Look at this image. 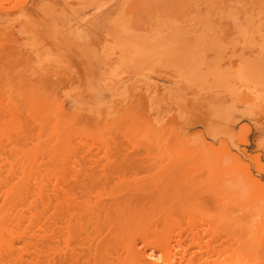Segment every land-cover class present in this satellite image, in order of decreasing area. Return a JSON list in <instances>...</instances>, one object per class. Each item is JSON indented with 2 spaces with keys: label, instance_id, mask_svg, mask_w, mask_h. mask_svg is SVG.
Segmentation results:
<instances>
[{
  "label": "rangeland",
  "instance_id": "1",
  "mask_svg": "<svg viewBox=\"0 0 264 264\" xmlns=\"http://www.w3.org/2000/svg\"><path fill=\"white\" fill-rule=\"evenodd\" d=\"M19 1L24 6L12 11ZM199 3L202 5L198 0H0V32H9L7 39L2 38L6 41L0 43V50L7 52L13 47L24 55L20 59L32 60L25 75L33 74L35 82L40 83L31 89L12 80L0 85V118L9 117L7 112L11 110L16 123L33 124L39 116L50 126L55 123L52 110L56 107L55 98L58 99L72 119L63 122L68 128L62 135L69 142L68 155L79 163L76 167L81 173L89 168L82 174L95 170L94 174L113 176L116 172L112 165L116 162L106 166L105 159L110 157L112 162L115 155H122L135 158L136 165L123 173L142 179L147 177L145 171L137 176L136 169H148L155 157H172L179 151L201 156L207 160V184L224 194L213 202L227 203L237 214L234 219L242 213L239 219L250 232L249 235L242 226L244 236L264 239V0H233V18L202 33L200 43L184 59L176 57L174 46L151 38L148 41L154 45L152 58L141 60L137 68L136 59L125 55L128 44L122 45L132 40L128 35L137 37V31L146 36L154 30L160 33L172 25L186 24L195 9L202 12L198 11L203 9ZM160 20L169 25L158 24ZM27 26L29 30H25ZM94 51L99 53L97 58ZM10 55L7 53L8 59L13 60ZM178 60L181 67L175 66ZM55 84L59 85L57 89ZM201 96L203 101L198 99ZM149 127L159 134L158 139L153 132L152 136L147 132L151 131ZM169 138L170 142L165 141ZM2 142L0 153L7 154L11 141ZM157 164L159 172L161 165ZM155 169L151 171L158 173ZM202 199L203 203L205 198ZM229 199L237 207L233 208ZM206 201L209 202L207 197ZM207 205L204 209L208 214ZM216 206L218 212L226 213L222 205ZM203 212L201 217L194 214L199 226L197 216L204 218ZM208 221V227L204 224L202 228L213 225ZM237 231L236 237L241 238ZM258 239L255 245L258 251L263 250L256 252L261 258L251 256L256 252L250 254L245 258L246 264H264V241L259 239L262 244ZM39 259L43 260L40 264L55 261Z\"/></svg>",
  "mask_w": 264,
  "mask_h": 264
},
{
  "label": "bare ground",
  "instance_id": "2",
  "mask_svg": "<svg viewBox=\"0 0 264 264\" xmlns=\"http://www.w3.org/2000/svg\"><path fill=\"white\" fill-rule=\"evenodd\" d=\"M198 2H202V5L199 4L203 9H198L202 12L192 10L195 13L191 11L189 22L184 25L176 24L177 27L172 25L160 33L154 30L146 36L138 31L135 32V35L138 33L137 37L130 38L128 35L132 40L122 45L125 47L128 44L125 55L139 60L134 61V66L139 68L141 60H151L154 48L148 41L151 38H156L158 40L156 42L174 46L176 57L184 59L192 48L200 43L202 33L223 20L233 18L236 11V7L233 8V0ZM23 3L19 1L12 11L23 7ZM161 23L160 20L158 24ZM162 24L169 25L168 22ZM26 29L29 30L30 27L27 26ZM8 35L9 32L6 31L0 34L2 40L0 43H4L6 40L3 39ZM86 40L85 38L84 42ZM14 49L12 47L7 52L2 48L0 50V85L12 80L24 89L37 88L40 83L35 82L36 77L33 78V74L30 73L28 75L30 78L25 75L33 61L20 59L19 57L24 55L18 54ZM7 53H11L10 58L13 60L8 59ZM87 53V57L91 58L92 56ZM94 54L96 58L99 56L95 51ZM176 64L175 66L181 67L179 60ZM37 79L41 80L40 77ZM203 98L201 96L198 99L203 101ZM58 102L59 100L55 98L56 107L52 110L55 123L50 126L39 116L38 121L33 124L16 123L11 110L7 112L9 117L0 118V141L8 143L11 141L7 154L0 153V264H40L39 261L42 259L39 258L46 260L51 256L53 258H49V261L55 259L53 264H246L248 255L263 250L261 248V251H258V246L255 245H258L256 235L244 236L243 228L248 234L250 232L242 218L239 219L242 213L239 212V218L234 219L233 216L237 214L227 203L218 200L213 202L214 198H221L224 194L220 193L222 190L219 192V189L217 191L214 186L209 185L210 183L207 184L209 182L208 169L206 171L205 168L207 160L201 156L186 155L187 152L182 154L184 151L181 150L182 153L179 151L177 155L172 154V157L168 155V157L165 155L167 158L155 157L150 160L155 161L152 163L147 159L145 161L150 162L151 168L136 169L139 170L136 175L140 171H145L143 174L147 175L142 179L139 177L141 181L127 172V175L123 173L131 165L133 168L136 165H133L135 158L129 159L126 156L123 158L122 155L117 158L115 155V161L112 162L111 159L108 160L110 157H105L107 158L105 160L109 161H106V166L116 162L112 165L113 172L114 170L116 172L113 176L104 173V175L97 173L99 175L97 176L94 174L95 170L93 173L90 171L88 174H82L89 168L82 173L78 170L76 167H79L78 162L72 155H68L69 142L62 136L68 129L63 122L65 119L72 120L71 114L65 113L62 103ZM149 129L151 131L147 129V132L152 136L153 130L151 127ZM156 133L154 135L158 139L159 134ZM165 141L170 142V138ZM142 161L146 165L143 159ZM156 162L161 165L160 173L155 166ZM70 164L76 168H72ZM158 164L157 167L160 166ZM137 165H142V162ZM152 168H156L155 172L158 173L152 172ZM136 170L134 169V174ZM147 170H150L148 173L151 172L150 176L153 174L152 177L157 181H151L152 177H149ZM201 170L206 172H200ZM113 179L116 181L113 182ZM201 184H204L205 188L200 186ZM209 195L211 198L213 196L211 200L208 199ZM206 197L209 202L206 201ZM202 198H205L204 204L209 203L208 214ZM230 199V203L234 204L232 207H237L238 204ZM199 202L203 207L198 204ZM216 203L223 206L225 214L218 212L219 207L218 211L216 210ZM198 210L204 211L206 220H211L213 225L206 229L202 228L204 224L206 227L208 225L205 223V217L199 218L204 214ZM247 211H244L245 215L248 214ZM196 213L200 214L197 216L200 226L194 215ZM235 231L240 232L241 238L238 235L236 237ZM218 232L219 235L226 234L225 237L219 236ZM261 240L264 241L263 238ZM257 252L251 256L258 259Z\"/></svg>",
  "mask_w": 264,
  "mask_h": 264
}]
</instances>
